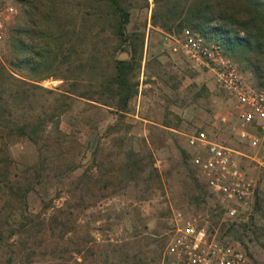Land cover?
Returning <instances> with one entry per match:
<instances>
[{
  "label": "trees",
  "instance_id": "obj_1",
  "mask_svg": "<svg viewBox=\"0 0 264 264\" xmlns=\"http://www.w3.org/2000/svg\"><path fill=\"white\" fill-rule=\"evenodd\" d=\"M13 1L19 13L8 24L13 26H7L4 41L8 39L0 56V145L4 147L0 264H35L31 258L36 255L62 259L69 255L66 263L83 264L77 258L82 259L81 237L67 240L68 235L78 234L82 214L142 178V182L151 175L159 178L151 156L145 162L130 147L108 167L96 154L82 164L79 159L86 158L87 149L76 140L68 144V136L59 128L60 116L75 100L119 115L128 112L129 102L137 96L135 77L144 40L143 34L127 32L135 0ZM65 6L68 11L63 19L58 14ZM151 24L167 35L180 37L187 30L219 44L226 56L242 65L239 72H249L255 88L264 89V0H153ZM87 39L104 47L80 48ZM65 41L67 55L62 49ZM123 46L129 49V57L114 58ZM48 78L68 84L61 92L39 85ZM12 139L30 141L34 159L15 164L3 142ZM31 192L42 204L40 214L29 211ZM225 222L221 224L224 235L242 246L248 260L254 259L247 243L262 235L259 227L227 218ZM91 252V257L101 255L94 249ZM135 264L143 263L137 259Z\"/></svg>",
  "mask_w": 264,
  "mask_h": 264
},
{
  "label": "rangeland",
  "instance_id": "obj_2",
  "mask_svg": "<svg viewBox=\"0 0 264 264\" xmlns=\"http://www.w3.org/2000/svg\"><path fill=\"white\" fill-rule=\"evenodd\" d=\"M7 1L19 13L14 1ZM61 9L58 15L65 19L68 8ZM152 10L153 0H135L130 11L127 32L143 34L144 40L135 77L137 96L129 102L128 112L119 115L111 109L92 107L86 101L75 100L71 102V109L60 116L59 128L68 136V144L74 145L71 141L76 140L87 149L85 159L79 155L82 164L90 159L91 154H96L108 167L110 161L121 159L123 151L130 147L145 162L151 156L159 178L151 175L144 182L142 178L138 183L130 184L124 192L101 199L95 209L82 214L78 234L68 235L67 240L73 242L81 237L82 259L77 258L83 264H135L137 259L143 264H162L165 248L176 226L187 219H195L211 234L225 237V241L242 249L237 242L229 240L221 228V224H228L225 222L226 211L235 208L238 213L235 221L256 224L262 233L251 244L247 243L254 258H249L248 264H264V172L252 161L254 150L238 137L241 126L235 101L214 83L211 73L202 64L190 62L169 50L164 40L167 34L151 24ZM7 39L0 43V56ZM96 43L87 39L82 42L83 47L76 41V45L87 51L93 50L94 46L104 47V44ZM114 44L116 42L110 46ZM62 49L65 55L69 53L66 41ZM128 53L129 49L123 46L116 51L114 58L127 59ZM240 73L246 84L257 90L255 79L249 72ZM67 84L65 80L53 78L39 83L55 92L65 90ZM222 119L225 121L221 122ZM204 130L228 149L239 152L241 155L234 156L241 168L257 180L255 197L247 210L212 194L205 185L202 172L194 165L193 159L203 152L189 146L188 140ZM49 135L52 139L54 132ZM3 142L8 145L7 153L17 165L26 164L36 155L34 145L28 140ZM3 154L4 147L0 145V160ZM28 204L31 214L42 212V204L35 192L29 193ZM97 245L103 250L95 247ZM91 247L96 255L100 252V257L90 256ZM62 256L69 258V255ZM62 258L60 255L55 258L36 255L31 261L35 264H73Z\"/></svg>",
  "mask_w": 264,
  "mask_h": 264
},
{
  "label": "built area",
  "instance_id": "obj_3",
  "mask_svg": "<svg viewBox=\"0 0 264 264\" xmlns=\"http://www.w3.org/2000/svg\"><path fill=\"white\" fill-rule=\"evenodd\" d=\"M17 14L14 5L0 0V43L8 24ZM164 40L171 52L202 64L211 73L214 83L234 99L241 126L238 137L254 150L252 161L264 172V89L250 88L237 65L215 42L187 30L180 37L165 35ZM188 141L189 146L200 148L204 153L195 157L193 163L202 172L212 194L238 208H250L257 180L241 168L234 152L211 140L205 132H196ZM225 215L235 221L238 213L235 208H229ZM162 264H248V258L242 249L211 234L197 220L187 219L176 226L165 248Z\"/></svg>",
  "mask_w": 264,
  "mask_h": 264
},
{
  "label": "crops",
  "instance_id": "obj_4",
  "mask_svg": "<svg viewBox=\"0 0 264 264\" xmlns=\"http://www.w3.org/2000/svg\"><path fill=\"white\" fill-rule=\"evenodd\" d=\"M251 131H253L252 129H251ZM203 132H205L208 136H209V133L208 132H206L205 130L203 131ZM209 138L211 139V140H213V141H216L217 142V140L215 139V138H213V137H211V136H209ZM241 141V140H240ZM217 143H219V144H221V145H223L222 143H220V142H217ZM224 146V145H223ZM224 147H226V146H224ZM227 148V147H226ZM234 152V155L235 154H237V155H241L239 152H236V151H233ZM204 154V153H203ZM235 157V156H234ZM260 221L261 220H259V222L258 223H260Z\"/></svg>",
  "mask_w": 264,
  "mask_h": 264
}]
</instances>
